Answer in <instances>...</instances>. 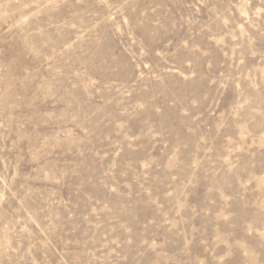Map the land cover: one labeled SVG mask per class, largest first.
Listing matches in <instances>:
<instances>
[{"label": "rangeland", "instance_id": "rangeland-1", "mask_svg": "<svg viewBox=\"0 0 264 264\" xmlns=\"http://www.w3.org/2000/svg\"><path fill=\"white\" fill-rule=\"evenodd\" d=\"M0 264H264V0H0Z\"/></svg>", "mask_w": 264, "mask_h": 264}]
</instances>
